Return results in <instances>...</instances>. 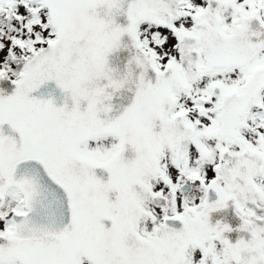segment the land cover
Returning a JSON list of instances; mask_svg holds the SVG:
<instances>
[{
    "label": "snow or ice",
    "instance_id": "snow-or-ice-1",
    "mask_svg": "<svg viewBox=\"0 0 264 264\" xmlns=\"http://www.w3.org/2000/svg\"><path fill=\"white\" fill-rule=\"evenodd\" d=\"M0 264H264V0H0Z\"/></svg>",
    "mask_w": 264,
    "mask_h": 264
}]
</instances>
